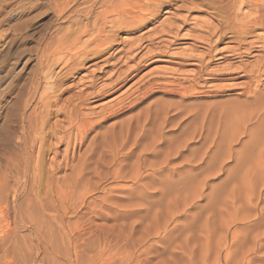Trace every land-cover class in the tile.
<instances>
[{
    "label": "rangeland",
    "instance_id": "rangeland-1",
    "mask_svg": "<svg viewBox=\"0 0 264 264\" xmlns=\"http://www.w3.org/2000/svg\"><path fill=\"white\" fill-rule=\"evenodd\" d=\"M91 1L97 4L87 19ZM109 1L0 0L1 257L4 247H24L19 264L35 254L38 241L25 227L31 225L16 214L30 195L31 207L56 228L58 256L47 260L40 250V264H69L71 255L76 264H264V126L256 120L263 113L240 94L250 82L241 77L244 70L264 55L258 47L264 29L246 41L227 30V0H171L137 31L108 27L115 46L102 54L81 55L80 44L73 62L65 51L48 58L85 24L90 31L82 42L93 39L96 14L119 2ZM207 24L219 29L212 43L225 37L212 61ZM171 26H180V35L169 46ZM133 42L141 46L137 62L143 56L138 71H129L137 62H128L124 51ZM202 58L207 69L199 76ZM229 72L240 79L225 81ZM45 73H52L47 83ZM116 80L119 88L104 98H91L82 109L77 104L74 96ZM191 85L194 90H185ZM42 93L51 97L46 107L39 103ZM74 105L77 122L60 131L68 126L63 110ZM28 117L39 131L41 168L37 184L22 190L17 161ZM54 163L60 170L51 184ZM64 207L69 212L62 222Z\"/></svg>",
    "mask_w": 264,
    "mask_h": 264
},
{
    "label": "bare ground",
    "instance_id": "bare-ground-1",
    "mask_svg": "<svg viewBox=\"0 0 264 264\" xmlns=\"http://www.w3.org/2000/svg\"><path fill=\"white\" fill-rule=\"evenodd\" d=\"M91 2H92L93 6L90 7V10L86 12L85 17L87 19L94 15L93 14V7L97 4L96 2H93V1H91ZM171 2H172L171 0H128V1L127 0H119V2L114 5L113 9L112 8H111L112 10L110 9L111 11L96 14L95 21H94L93 25L95 26V28L97 26L98 29L96 32V36L94 38L92 37L93 39H89L88 41L85 40V41H83L84 43L82 42V38H83L82 36H86L90 31V29L88 27L89 24H87V25L85 24L84 28H82L83 32H82V30H81V33L78 32L79 35H77V36L75 35L76 37H74V39L71 40L72 42L69 41L70 44H68L69 43L68 42V43H64V44L58 46L59 48H55V50H52L50 52V54H47V56L50 59L52 54H59V53H62L65 51L66 54L72 53L70 59H68V60L73 62L76 59V55L78 54L77 53L75 55V53H73V48L77 47L80 44L82 45L81 51L83 52V54H81V55H84V54L88 55L87 53L90 52V49H92L91 52L94 51V54H95V52H96V54H102L106 50L112 49L115 46L114 38L113 39H112V37L109 38L106 35L105 31H107L106 29L108 27H111L113 29H118L119 31L124 30L126 32L137 31L140 28H142L143 26H145L147 23H149L150 19H154L158 15V13L160 12V9L163 6H166V5L170 6ZM244 8H249L251 10V12L244 13L243 12ZM223 10H226V12L223 11L226 13L225 17L224 16L223 17L225 18L226 25L228 26L227 30L229 32L233 33L234 36L236 35L240 39L246 40V38L250 37L252 34L254 35V33L256 31L264 29V0H227L226 9H223ZM210 25L211 24H207L204 26H206V28L209 30V33L211 36L210 38L208 37L209 38L208 44L210 45V50H209V53H207V54L210 57V60L212 61L213 60L212 52L215 49V46L218 44H221L224 41L225 37L219 36L212 43L211 38H213L214 36L217 37V33L219 32V29L214 28L211 30L212 26H210ZM179 28H180V26H177V27L171 26V28H170L171 31L168 33H173V35H172L173 38L170 40L166 39V42L169 44V46L173 45L176 42V40L178 39V37L180 35L179 34ZM173 29H176L175 33L172 32ZM110 32H108V33H110ZM128 43H129V41H128ZM131 44L132 45H130V47L127 50L124 49V51H125V55L127 54L129 56L128 62L134 63V62H137V59H138V52L136 53V50H139L141 48V46L135 47L134 42ZM91 46H92V48H91ZM253 46H254V43H253ZM258 47L261 48V51H263V53H264V42H263V44H261ZM247 51L249 52L250 49ZM153 53L154 52H151L150 54L152 55ZM155 54H157V56H159V57H166L167 56L166 51H158ZM142 57H140V60H138L137 64L132 66V68H130L129 71L130 70L138 71L142 67V60H143ZM46 59H45V61H46ZM84 61H86V60H84ZM157 61H161V60L159 59ZM83 62L82 63L80 62L81 65L83 64ZM200 62H201L200 68H202V69L200 71L199 76H202L201 75L202 70L204 68H206L207 64L203 58L200 59ZM77 63H75L76 65L74 64L76 67H77ZM50 64H51V62H50ZM53 66H57V65L54 64ZM75 66H74V68H75ZM49 67H51V66H49ZM46 70H48V69H46ZM74 70L76 71V69H74ZM77 70H79V69L77 68ZM69 72H71V71H69ZM127 73H126V76H127ZM72 74H73V72H72ZM232 74H233L232 72H229L228 76L225 78V81H235V80L240 79L236 76H233ZM51 75H52V73L46 74L44 77V82L47 83L48 81H50L52 79ZM41 76H43V74ZM55 76L56 75L54 73V77ZM241 77L248 79L250 82L243 89V92L240 94L248 96L249 103L251 106L253 105L256 107H262V113L263 114H260L256 118V120L258 121V119H260V121H258V122H260L262 124V126H264V90L263 91L261 90L262 83L264 82V55L257 61L256 65L251 70H249V71L244 70V74ZM41 82H43V80ZM55 82H52V83H55ZM121 83H122V81H119V80L112 81L110 84L105 86L104 89L100 90L97 93L85 94L84 92H82L79 95L74 96V97L76 98L77 104H81V109H82V107L85 108L87 106L88 101L91 98H104L106 93H107L106 91H108V89L113 90L115 88H119ZM252 83H254V88H252L253 85L251 86ZM59 86L61 87L62 85H58V88H59ZM184 88H185V90H194L195 86L191 85L189 87L186 86ZM58 90H60V89H58ZM152 90H154V89H152ZM64 91L66 92L67 90H64ZM150 92H152V91H150ZM166 92L173 95V96L174 95L184 96L186 94V93H181V92H176V91H171V92L166 91ZM186 92H188V91H186ZM42 95H43V93H42ZM146 96H148V94H146ZM50 99H51V97H49L48 95L46 96L44 94L43 96H41L39 98V103H41L44 107H46L48 105V103L51 101ZM250 105H248V106L250 107ZM63 113L65 115V121L64 122L68 123V126H65L63 128L61 127L60 131L66 132L70 128H72V125L74 123L77 122V119L80 116V109L77 108V105H74L71 109H66V110L64 109ZM24 124L26 126L25 125L23 126L22 137L20 138L21 142H22V153H21V155L17 161V165L21 169V174L19 175V178L17 179V186L18 187L21 186L22 190H27L29 187H34V185L37 184L38 180L36 179L35 173H36V170H39L41 168V158L39 155L36 156V140H37L36 136L39 133V131L36 128V124H34L32 122L30 117H28L24 120ZM86 125H87V122H83L81 124V127H84ZM80 167L81 168H79L77 170L78 177H80V175L83 173V168H84L83 165H81ZM59 170H60V166L56 165L54 163L53 171H52V174L50 177L51 178L50 179L51 184H53V183L55 184V182L53 181V177L59 172ZM3 178H5V177H3ZM4 185L5 184H2L1 186L4 187ZM66 198H68V197H66ZM61 201H62L63 205H65V203H67L66 200L62 199ZM24 202H25V205H28L29 210L24 209ZM32 202H34V200L31 199L30 195L24 196V198L22 199V201L18 205V211L16 212V214L19 216L20 219H22V218L28 219V221L30 222V223L28 222V224L31 226H25V227L32 229V231H30L29 235L30 236L34 235L36 241H38V243L36 244L34 249L31 246L32 247L31 250H33L35 254L33 253L34 256H32L29 264H40L36 258L40 250L44 253L45 259H47V260H50V258L52 256H54V257L58 256V250L56 248L57 245L55 246L53 244V241H52L53 238L56 236V228L51 222L46 221V218L44 215L43 216L40 215V213H44L43 210H41V212L38 213L36 211V208H35L36 206L35 207L33 206L34 208L31 207ZM30 207H31V209H30ZM68 212H69L68 208L64 207V214L62 216V222H64L65 218H67ZM76 213L77 212H74V215ZM14 218H16V216ZM9 235H11V234L9 233ZM2 236L4 237L3 232L1 233V237ZM7 236H6V238L8 239ZM8 243H10V242H8ZM3 245L7 246L5 244V242ZM13 245H14V243H13ZM4 246H1V247H4ZM19 247L20 246H18V248H15V250H12V251L6 249L5 252H4L5 247L2 248L3 253H2V257L0 255V257H1L0 259H3V264H19L20 263V262L18 263V261L20 259L17 261V257H19V255H20V257L24 255L23 254L24 247H23V249L19 248ZM24 261H25V259H24ZM28 261H29V259H28ZM68 261H69V264H76L75 260L73 259V255H71L69 257ZM22 263H24V262H22Z\"/></svg>",
    "mask_w": 264,
    "mask_h": 264
}]
</instances>
